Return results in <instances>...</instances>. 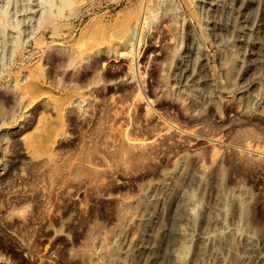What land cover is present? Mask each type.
<instances>
[{
    "label": "rangeland",
    "instance_id": "rangeland-1",
    "mask_svg": "<svg viewBox=\"0 0 264 264\" xmlns=\"http://www.w3.org/2000/svg\"><path fill=\"white\" fill-rule=\"evenodd\" d=\"M204 1L0 0V264H142L175 206L162 195L142 239L130 216L178 184L182 230L211 216L200 264H264V0L235 37ZM133 12L122 45L115 28ZM32 79L62 110L23 104ZM44 117L60 125L53 167L24 145ZM119 130L145 147L120 156ZM184 237L171 264L188 263Z\"/></svg>",
    "mask_w": 264,
    "mask_h": 264
},
{
    "label": "bare ground",
    "instance_id": "bare-ground-1",
    "mask_svg": "<svg viewBox=\"0 0 264 264\" xmlns=\"http://www.w3.org/2000/svg\"><path fill=\"white\" fill-rule=\"evenodd\" d=\"M236 1L239 6L241 5L243 14L242 15H236L232 13L231 10H228L226 7L221 8L220 2L223 3L221 0H205V4L207 5V10L209 13H211L212 16H225L226 21L223 20V22L220 23V28L222 31H224L226 34H235L238 35L240 29L248 23L250 12H252V6L254 4L255 0H230ZM151 2V0H150ZM230 19L233 20V22L230 21ZM230 22L232 25H230ZM4 24V23H3ZM139 24V17L135 12L128 14L117 26H116V32L114 33V36L120 40L122 45H125L129 42L131 38L132 31L135 29V27ZM262 26H264V19L262 21ZM4 26H8L4 24ZM3 27H0V47H2L4 44V38H3ZM235 39L233 40V43L231 45H235ZM94 45L91 44H85L82 47V50L79 51V53L90 51L93 52ZM236 47L234 51L231 52V57L226 62V74L231 75L232 72L235 69L237 61H235L236 57ZM237 58V57H236ZM260 63L264 62V55L259 56ZM20 91V99L25 105H32L35 104V100L38 97V100L45 101L46 98L52 99L54 104L58 107L59 110H62V106L66 104V101L61 99L60 97H57L56 95H53L44 85H40L38 81L35 79L31 80L30 82L21 85L19 87ZM190 99L193 98L190 96ZM56 125L60 128L59 124H52L48 123L47 118H42L40 121L39 126L35 129V131L32 134L26 135L24 138V145L29 150L30 154L34 158H40L43 159V163L48 167L54 166V158L52 156V150L54 148V140H50L51 136H57L58 129L56 128ZM116 137L121 143L120 148L117 149V153L120 156L127 155L130 150H133L135 148H144L146 143L131 139L128 137L126 132L123 130H119L116 132ZM55 169V167H54ZM192 182H198L199 184H203L204 177L202 178H196L191 179ZM183 187V185L178 184L174 188H167L164 186L163 193L160 195H156L153 198H148V196H141L138 199V204L144 207L143 212L141 213H133L131 214L130 218L132 221L136 222V225L138 226V233L140 235V239L143 238L147 227L150 223L156 218L155 215H158V209L156 208L157 205H159V201L162 198V195L167 194V205L169 206H175L174 213L170 217L167 226L165 228H161L160 232L156 234L153 237V243L151 247L148 248V251L146 252V257L143 260L142 264H171L172 256H173V249L178 243H180L182 235L185 236V242L187 245H191L193 248L191 252V256L188 260V263H182V264H200L202 259L206 255V250L203 245H201V236L204 232V226L207 224L211 216L208 213V210H204V212L201 214L200 222L198 224H195L194 226H191L187 230H182L179 226L180 222H182L183 218L181 215V208L178 205V191ZM228 205V204H227ZM197 225V226H196ZM141 241V240H140ZM217 253L213 252V256H216ZM112 256V255H110ZM207 256V255H206ZM136 255H133V260H135ZM113 260L115 262V259L113 257ZM111 261V259H109ZM134 262V261H133Z\"/></svg>",
    "mask_w": 264,
    "mask_h": 264
}]
</instances>
